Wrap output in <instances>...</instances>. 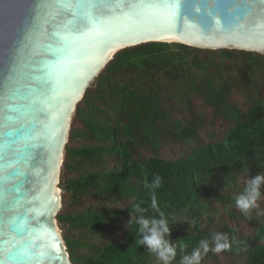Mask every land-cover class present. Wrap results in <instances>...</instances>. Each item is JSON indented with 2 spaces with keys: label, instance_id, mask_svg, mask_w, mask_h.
Masks as SVG:
<instances>
[{
  "label": "trees",
  "instance_id": "obj_1",
  "mask_svg": "<svg viewBox=\"0 0 264 264\" xmlns=\"http://www.w3.org/2000/svg\"><path fill=\"white\" fill-rule=\"evenodd\" d=\"M264 173V55L150 42L114 54L78 103L60 169L56 220L72 264H158L135 241L137 214L169 218L180 264L202 239L231 249L201 264H264V196L244 216L246 180ZM155 175L161 187H146ZM264 195V185L261 186Z\"/></svg>",
  "mask_w": 264,
  "mask_h": 264
},
{
  "label": "water",
  "instance_id": "obj_2",
  "mask_svg": "<svg viewBox=\"0 0 264 264\" xmlns=\"http://www.w3.org/2000/svg\"><path fill=\"white\" fill-rule=\"evenodd\" d=\"M150 42L264 55V0H0V264H72L56 217L73 114Z\"/></svg>",
  "mask_w": 264,
  "mask_h": 264
},
{
  "label": "clouds",
  "instance_id": "obj_3",
  "mask_svg": "<svg viewBox=\"0 0 264 264\" xmlns=\"http://www.w3.org/2000/svg\"><path fill=\"white\" fill-rule=\"evenodd\" d=\"M162 179L155 175L151 184L146 187L153 190L161 187ZM264 185V173L255 177H249L245 182L243 191L235 197V206L246 217H250L254 209L259 208L258 201L262 198L261 186ZM151 209L157 213V217H145L137 215L147 211L139 203L132 205V214L129 225L135 224L137 239L135 243L143 246L150 254L154 255L158 264H172L177 257V248L184 251L183 244L177 245L170 240L171 228L169 218L159 210L155 192L151 196ZM227 233L213 232L210 239H202L198 246L194 247L190 255H183L180 264H201L203 256L208 252L219 254L231 249L232 243Z\"/></svg>",
  "mask_w": 264,
  "mask_h": 264
}]
</instances>
